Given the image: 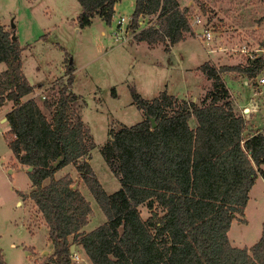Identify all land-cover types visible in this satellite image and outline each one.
<instances>
[{"label": "trees", "instance_id": "16d2710c", "mask_svg": "<svg viewBox=\"0 0 264 264\" xmlns=\"http://www.w3.org/2000/svg\"><path fill=\"white\" fill-rule=\"evenodd\" d=\"M80 28L94 17L110 23L118 0H77ZM204 9L202 0H195ZM179 0H135L132 24L139 16H156L152 26L136 39L166 49L194 33ZM22 46L15 26L0 24V107L6 113L7 144L30 181L28 197L41 214L50 240L53 264H74L71 245L80 246L92 264H264V223L251 247H234L228 230L234 218H243L249 192L264 164V128L244 135L248 121L235 110L222 79L224 71H237L253 79L264 67V57H248L245 65L214 66L200 70L211 88L199 102L161 91L152 99L131 92L144 119L110 132L101 155L119 182L108 194L95 176L88 153L94 140L88 126L76 116L71 91V66L57 96L44 98L48 117L32 97L40 85L23 74ZM151 118L156 126L151 127ZM195 125L191 126L190 121ZM59 160L57 166L54 163ZM71 165L105 215L90 231V203L73 176L56 172ZM150 211L144 219L139 210ZM0 264H5L0 252Z\"/></svg>", "mask_w": 264, "mask_h": 264}, {"label": "rangeland", "instance_id": "374dc122", "mask_svg": "<svg viewBox=\"0 0 264 264\" xmlns=\"http://www.w3.org/2000/svg\"><path fill=\"white\" fill-rule=\"evenodd\" d=\"M202 2L205 11L195 0H179L180 7L187 9L190 24L192 17L200 15L212 39L201 40L197 35L201 27L193 25L192 35L166 49L163 43L138 41L137 24L127 26L125 40L115 35L120 16L130 20L135 0H119L110 23L94 17L84 28L77 22V0H0V22L15 26L24 47L23 74L32 85H40L26 97L35 99L48 117L51 110L44 107L42 95L46 99L57 96V88L66 82L71 66V91L77 95L73 110L88 126L95 144L88 153V162L108 194L118 190L119 182L100 148L110 132L144 119L133 103V90L144 99L166 91L199 103L211 88L200 70L204 62L216 67L245 65L251 55L264 57V0ZM3 69L5 65L0 63V74ZM221 76L235 110L248 121L244 135L263 129L264 83L260 79L264 77V67L253 79L237 71H224ZM11 106L0 108V252L5 264H53L54 240L49 239L47 226L28 197V168L18 163L7 144L8 125L1 119ZM190 124L195 125L193 119ZM65 173L72 174L73 183L91 206L88 223L82 230L87 232L101 225L105 215L78 180L74 167L60 169L56 177ZM139 210L144 219L150 214L145 205H140ZM244 214L246 223L234 221L228 231L233 246L251 247L261 236L264 184L259 179L250 191ZM71 259L74 264H92L77 245Z\"/></svg>", "mask_w": 264, "mask_h": 264}, {"label": "built area", "instance_id": "2783aa9c", "mask_svg": "<svg viewBox=\"0 0 264 264\" xmlns=\"http://www.w3.org/2000/svg\"><path fill=\"white\" fill-rule=\"evenodd\" d=\"M156 16H139L138 20H137V26H136V30L138 29L139 31L147 28L149 26H152L153 23L155 22ZM191 26L195 25V26H200V31L199 33H197V35H199V37L201 38V40H205V41H210L212 39L211 36V31L208 30L203 24L202 22V18L200 15H196L194 17L191 18ZM132 23V19L130 18V20L127 21L126 17L124 16H120V19L118 20V24H117V29L119 30V32H115V35L118 37H122L124 40L127 38V35L129 34V32L127 31V26ZM125 24V28L123 30L122 25ZM203 25V26H201ZM118 33H120L121 35H119ZM261 83H264V77H262L260 79ZM42 95V92L39 93ZM42 98L44 99L45 96L42 95Z\"/></svg>", "mask_w": 264, "mask_h": 264}, {"label": "crops", "instance_id": "0c3cea01", "mask_svg": "<svg viewBox=\"0 0 264 264\" xmlns=\"http://www.w3.org/2000/svg\"><path fill=\"white\" fill-rule=\"evenodd\" d=\"M119 1V0H118ZM118 1L114 4V11H115V8H116V5L118 4ZM80 6V5H79ZM80 10H81V8H80ZM80 13V12H79ZM114 13V12H113ZM79 15V14H78ZM97 17V16H96ZM101 19V18H100ZM102 20V19H101ZM0 24H2L3 26H5V28L6 29H9V28H11L10 27V25H7V24H3V23H1L0 22ZM87 27V26H86ZM15 33H16V36H17V38H18V35H17V31H16V28H15ZM18 41H19V39H18ZM183 41V40H182ZM20 43V42H19ZM179 43V42H178ZM178 43H176V44H178ZM21 45V44H20ZM23 49H24V47H22V52H21V62H22V54H23ZM4 64V63H3ZM5 65V64H4ZM23 66V65H22ZM6 67V66H5ZM5 69H3L2 71H4ZM27 79V78H26ZM30 83V82H29ZM31 84V83H30ZM32 85V84H31ZM72 88H73V85H72ZM72 92H73V89H72ZM74 93V92H73ZM7 104H9V107H10V102H7V103H4L2 106H4V105H7ZM1 106V107H2ZM0 107V108H1ZM10 110V109H9ZM9 110H7L6 112H5V114L3 115V118L1 119V121H3V122H6V121H4L3 119H4V117H5V115H6V113L9 111ZM258 179L259 180H261V182L264 184V164H261L260 166H259V168H258V177H257V179H256V181H255V183L258 181ZM255 183H254V185H255ZM253 185V186H254ZM253 186H252V188H251V190L253 189ZM250 190V191H251ZM249 198H250V192H249ZM244 211H245V209H244ZM245 215V214H244ZM242 220H240V219H238V218H234L233 220H232V222H231V224L234 222V221H238V222H244V223H246V219H244V218H241ZM231 224H230V227H231ZM262 226H263V224H262ZM230 229V228H229ZM229 231V230H228ZM227 235H228V233H227ZM229 239V238H228ZM229 242H230V240H229ZM230 244H231V242H230ZM232 245V244H231ZM12 246H14V244L12 243ZM233 246V245H232ZM234 247H237V246H234ZM244 247H247V248H249L248 246H244ZM239 248H242V247H239Z\"/></svg>", "mask_w": 264, "mask_h": 264}, {"label": "water", "instance_id": "95a60500", "mask_svg": "<svg viewBox=\"0 0 264 264\" xmlns=\"http://www.w3.org/2000/svg\"><path fill=\"white\" fill-rule=\"evenodd\" d=\"M3 120L6 121V118L4 117ZM151 123H152V124H151V127L154 128V127L156 126V124L154 123V119H153V118H151ZM58 163H59V160H57V161L54 163V166H57ZM30 170H31V167H29L27 171H30ZM75 187H76V184L73 185V188H75ZM74 247H75V245H71V247H70V251H71V253L74 251Z\"/></svg>", "mask_w": 264, "mask_h": 264}]
</instances>
